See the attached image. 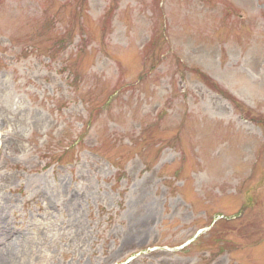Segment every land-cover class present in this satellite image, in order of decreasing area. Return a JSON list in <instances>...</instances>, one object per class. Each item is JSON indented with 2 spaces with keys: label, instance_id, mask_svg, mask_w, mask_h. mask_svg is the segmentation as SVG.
Returning a JSON list of instances; mask_svg holds the SVG:
<instances>
[{
  "label": "rangeland",
  "instance_id": "rangeland-1",
  "mask_svg": "<svg viewBox=\"0 0 264 264\" xmlns=\"http://www.w3.org/2000/svg\"><path fill=\"white\" fill-rule=\"evenodd\" d=\"M264 264V0H0V264Z\"/></svg>",
  "mask_w": 264,
  "mask_h": 264
},
{
  "label": "bare ground",
  "instance_id": "bare-ground-1",
  "mask_svg": "<svg viewBox=\"0 0 264 264\" xmlns=\"http://www.w3.org/2000/svg\"><path fill=\"white\" fill-rule=\"evenodd\" d=\"M7 262L6 261H2V264H6Z\"/></svg>",
  "mask_w": 264,
  "mask_h": 264
}]
</instances>
